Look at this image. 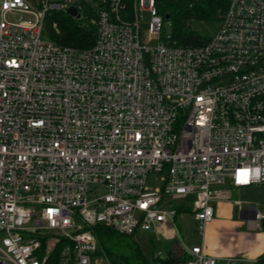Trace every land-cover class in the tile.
Listing matches in <instances>:
<instances>
[{"label":"built area","instance_id":"built-area-1","mask_svg":"<svg viewBox=\"0 0 264 264\" xmlns=\"http://www.w3.org/2000/svg\"><path fill=\"white\" fill-rule=\"evenodd\" d=\"M50 15L93 44L45 40ZM162 22L155 0H0V264H108L94 228L173 239L188 196L199 234L219 202L264 219L231 194L264 185V0H225L197 45ZM182 245L183 264H218Z\"/></svg>","mask_w":264,"mask_h":264},{"label":"trees","instance_id":"trees-1","mask_svg":"<svg viewBox=\"0 0 264 264\" xmlns=\"http://www.w3.org/2000/svg\"><path fill=\"white\" fill-rule=\"evenodd\" d=\"M158 14L162 20L170 21L172 32L169 35L171 39L178 44L197 45L202 38L192 32L185 31V25H189L191 20H218V15L225 8V0H155ZM53 20H56L59 33L52 36V40L58 44L72 46L76 48H87L93 44L94 29L80 28L75 22L66 17L59 19L57 16L47 17L45 25L50 27ZM94 234L99 246V254L106 257L109 264H129L128 258L123 253L126 243L124 239H130V236H123L115 233L105 227L94 228ZM119 258L122 259L119 261ZM156 263L174 264L176 262L184 263L188 259L186 252H182L178 257L169 253H164V257L155 256ZM132 264H146L145 260L138 257ZM253 264H264V255L259 256Z\"/></svg>","mask_w":264,"mask_h":264},{"label":"rangeland","instance_id":"rangeland-1","mask_svg":"<svg viewBox=\"0 0 264 264\" xmlns=\"http://www.w3.org/2000/svg\"><path fill=\"white\" fill-rule=\"evenodd\" d=\"M142 17V33L145 37L146 30L149 23V14L147 11L141 13ZM8 21L16 22L17 18L14 16H6ZM171 22L163 20L162 22V34L167 35L172 32ZM219 23L218 20H198L192 19L189 25H185V31L192 32L193 34L199 35L201 37H212L218 31ZM43 38L45 40L52 39L54 32L51 27L46 25L43 27ZM145 41V40H144ZM147 45L153 47L156 44L155 40L146 41ZM156 176L151 174L148 176L146 181V186L150 190H154L160 186V181L155 179ZM255 191V192H254ZM242 202V207H245L247 203L255 204L257 200H264V191L262 190H252L244 195L238 197ZM193 197L188 196L183 200H175L172 202L174 207H183L186 209L184 214L178 215L174 221L177 226L178 233L175 234L173 239H166L158 236L154 230L142 231L137 230L130 239H124L126 246H124L123 253L128 258L129 264L137 261L138 257L145 260L146 264H159L156 263L155 256L159 255L164 257V253L169 251L170 254L178 257L180 253L173 249L174 247L183 248L182 244H194L197 238L201 236L196 230L193 231L191 223V208H192ZM264 205H261V207ZM104 260H107L105 256ZM122 259L119 258V261ZM108 262V261H107ZM123 263V262H122ZM109 264V263H108ZM174 264H183L182 262H176Z\"/></svg>","mask_w":264,"mask_h":264},{"label":"crops","instance_id":"crops-1","mask_svg":"<svg viewBox=\"0 0 264 264\" xmlns=\"http://www.w3.org/2000/svg\"><path fill=\"white\" fill-rule=\"evenodd\" d=\"M252 190L264 191V185L233 189L232 200L240 201L239 196ZM253 205L257 206L258 211L264 213V207H261L264 205V200H257L255 204L247 203L245 207H242L241 202L243 210ZM213 207L214 217L205 226L203 234L197 238L196 243L184 245H200L206 255L217 259L218 264H224L228 258H238L242 259L244 264H252L259 256L264 255V227L254 220L253 215L240 211L232 201L219 202ZM185 212V210L180 211L177 216ZM191 217L194 231L192 214ZM175 228L176 234L178 233L176 225ZM173 249L180 254L184 252L183 248L174 247Z\"/></svg>","mask_w":264,"mask_h":264},{"label":"water","instance_id":"water-1","mask_svg":"<svg viewBox=\"0 0 264 264\" xmlns=\"http://www.w3.org/2000/svg\"><path fill=\"white\" fill-rule=\"evenodd\" d=\"M68 13L74 14V10L73 9H69ZM260 225H261V227H264V219L260 221Z\"/></svg>","mask_w":264,"mask_h":264}]
</instances>
